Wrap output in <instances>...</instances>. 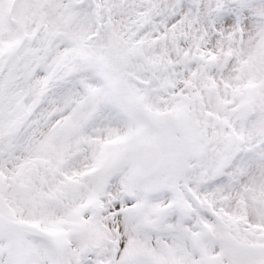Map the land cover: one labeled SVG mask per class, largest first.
I'll return each instance as SVG.
<instances>
[{
	"label": "snow or ice",
	"instance_id": "1",
	"mask_svg": "<svg viewBox=\"0 0 264 264\" xmlns=\"http://www.w3.org/2000/svg\"><path fill=\"white\" fill-rule=\"evenodd\" d=\"M0 264H264V0H0Z\"/></svg>",
	"mask_w": 264,
	"mask_h": 264
}]
</instances>
